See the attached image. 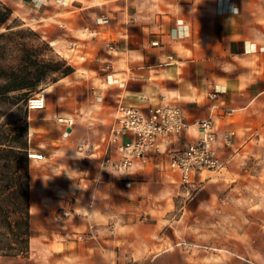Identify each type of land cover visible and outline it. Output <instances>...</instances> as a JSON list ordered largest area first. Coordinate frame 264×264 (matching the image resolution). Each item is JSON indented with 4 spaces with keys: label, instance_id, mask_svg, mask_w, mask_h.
Here are the masks:
<instances>
[{
    "label": "crops",
    "instance_id": "obj_1",
    "mask_svg": "<svg viewBox=\"0 0 264 264\" xmlns=\"http://www.w3.org/2000/svg\"><path fill=\"white\" fill-rule=\"evenodd\" d=\"M1 1L75 71L45 83L46 109L30 111L29 151L44 157L30 159L31 247L24 257L0 255V264H182L170 232H240L249 211L264 235V175L246 170L243 157L264 135V0ZM164 98L190 123L217 126L223 168L194 173L185 190L169 151L197 143L193 128L126 173L105 162L118 158L107 140L116 106L148 113ZM71 117V129L58 121ZM244 243L237 237L219 255L204 244L188 264H264V239L246 252Z\"/></svg>",
    "mask_w": 264,
    "mask_h": 264
},
{
    "label": "trees",
    "instance_id": "obj_2",
    "mask_svg": "<svg viewBox=\"0 0 264 264\" xmlns=\"http://www.w3.org/2000/svg\"><path fill=\"white\" fill-rule=\"evenodd\" d=\"M13 10L0 0V31L11 21ZM15 27H9L4 38L18 34ZM48 47L50 45L46 43ZM24 55L17 66H0V104L26 106L31 94L52 75L67 77L75 70L67 60L55 63L40 59L35 50L23 49ZM34 51V52H33ZM58 78L52 81L57 82ZM34 95V94H33ZM29 112H24L25 122L18 132L0 133V220L5 229L0 231V255L16 257L29 252L31 231V169L28 140Z\"/></svg>",
    "mask_w": 264,
    "mask_h": 264
},
{
    "label": "built area",
    "instance_id": "obj_3",
    "mask_svg": "<svg viewBox=\"0 0 264 264\" xmlns=\"http://www.w3.org/2000/svg\"><path fill=\"white\" fill-rule=\"evenodd\" d=\"M48 94L40 89L27 103L31 110H45ZM107 137L108 142L117 148L118 158L109 157L106 164L117 172L126 173L137 163L145 164L162 146L168 147L173 139L193 128L198 132V142L184 151H176L170 163L172 171L181 174V184L185 188L194 187L193 174L216 171L223 168L215 143L218 139L217 126L212 118L190 123L180 106L170 104L165 98L159 106H153L148 113L140 108L118 104L116 117ZM59 123L73 128L74 118H59ZM128 134L134 138L123 143ZM234 133L224 136L225 145L232 143ZM162 142V143H161ZM32 160H43V155L29 151Z\"/></svg>",
    "mask_w": 264,
    "mask_h": 264
},
{
    "label": "rangeland",
    "instance_id": "obj_4",
    "mask_svg": "<svg viewBox=\"0 0 264 264\" xmlns=\"http://www.w3.org/2000/svg\"><path fill=\"white\" fill-rule=\"evenodd\" d=\"M11 21L0 31V35L3 33L8 32L9 27H15V30H18V34H14L10 37L4 38L0 41V66L1 67H10V66H17L20 64L21 58L24 55V48H27L31 51L35 50V54L39 55L40 59H47L52 60L55 63L64 60L59 54H57L51 46H47V41L42 38V31L40 29H36L34 26L24 25L22 21L15 16L11 17ZM68 62V61H67ZM69 64V62H68ZM60 75H52L51 78L46 82H52L53 79L59 78ZM40 89H45V83L42 84L36 92ZM36 92L32 93L31 95L35 94ZM48 93V92H47ZM50 96L51 94L48 93ZM27 110L26 106L23 104L20 107L12 106L9 104H0V133L1 131H6L11 134H15L18 132V129L22 126L25 122L24 112ZM29 117H30V111ZM28 117V122H29ZM29 140V134H28ZM245 155L243 157L248 161L245 165V169L248 170L250 173L253 172L256 175L262 177L264 175V135H258L257 140L250 144L249 148H246ZM31 169V163H30ZM264 179V176L262 177ZM255 184H250V192L251 187ZM264 182H260V187L262 188ZM256 188V186H254ZM184 189V186L181 187V190ZM256 189H259L258 187ZM263 189V188H262ZM261 189V190H262ZM185 190V189H184ZM248 190V188H247ZM258 196V195H256ZM184 199H189L187 196ZM191 199V198H190ZM264 199H260L261 206H263ZM252 200L245 199V206H250ZM218 203V202H217ZM264 208V207H263ZM255 212V211H254ZM202 217V216H201ZM257 217L256 214H253L251 211L248 214H245L244 223L245 229L243 231L237 232L234 230V225L231 227L229 226L228 229H219V226H213L211 230H204L203 226L197 227L195 230H189L184 228L183 226L181 229L173 234L172 232L169 233L170 237L178 238L180 241V254L184 256V262L182 264H188L187 256H199L203 253L204 244L211 243V247L207 249H211L213 255H219L221 252L220 247L227 246L228 248L235 249V242L237 237L240 239L245 240V248L244 251L246 252L247 246L251 244L252 240L261 241L264 239L263 232L259 231L255 227L251 226L252 219ZM215 222H219V216L214 218ZM187 219H184L186 223ZM183 223V222H182ZM185 226V225H184ZM4 228L3 220H0V231ZM4 231V230H3ZM2 246V245H0ZM251 249V248H250ZM30 251V248H29ZM29 254V252H28ZM27 254V255H28ZM21 255V257L27 256ZM17 257V256H16ZM215 258V257H214ZM218 258V257H216ZM119 264V263H116ZM128 264H139L138 262H131ZM193 264V263H192Z\"/></svg>",
    "mask_w": 264,
    "mask_h": 264
}]
</instances>
